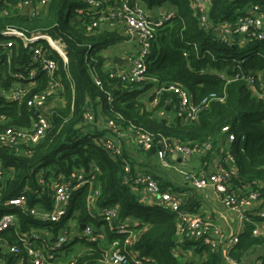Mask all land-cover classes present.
Returning <instances> with one entry per match:
<instances>
[{"label":"trees","instance_id":"16d2710c","mask_svg":"<svg viewBox=\"0 0 264 264\" xmlns=\"http://www.w3.org/2000/svg\"><path fill=\"white\" fill-rule=\"evenodd\" d=\"M23 1L0 0V9L8 11L6 17H0V29L11 27L28 35L40 32L60 39L65 44L67 63L64 65L57 54L48 52L57 64L55 75L60 90L52 101L54 106L41 111L50 122V130L41 142L29 149L31 153L25 156L15 155L9 147L0 148V158L5 166L14 168L12 179L6 182L4 196L14 197L26 189L29 205L46 203L49 206V199L41 196L45 187L36 184L34 173L43 172L42 176L49 182L50 179H66L73 171H79L93 182L100 195L95 210H88V185L83 186L69 204V218L75 221L77 230L81 231L82 225H90L93 233L106 242L82 241L81 245L86 250L75 256L74 264H100L102 252L113 240L102 216L103 212L113 207L117 208L120 220L136 221L134 229L139 235L133 250L141 257H150L153 264H223L219 251L197 241L186 240L182 243L176 239L178 213L168 212L157 205H147L141 200L131 186L137 165L129 158V152L125 149L127 144L122 142L121 157L110 156L97 144L108 132L101 127L93 128L85 124L84 113L91 110L95 126L99 116L102 121L114 120L124 130L133 125L190 148L209 145V150L192 156L200 159V166L206 174L211 171L209 167L216 155L222 161L224 153L229 152L237 175V179H232V184L242 195L258 193L264 208V101L247 87L244 80H234L236 75L255 74L264 83V53H260L258 48L261 43L249 41L246 46L255 44L253 53L239 56L237 45H221L213 40L210 32L200 29L195 10L188 0H142L150 14L165 8L173 11L174 16L157 32L147 60V80L128 85L109 79L103 72L107 60L101 52L126 40L121 31L102 25L92 29L93 15L82 0H49L46 9L33 18L25 11H19L17 6ZM118 2L106 1L111 5ZM249 4L263 7L264 0H211L208 18L212 25L232 23L237 16L244 14ZM79 10H83V13H78ZM28 55L29 51L20 44L2 55V86L7 87L12 82L10 73L19 71L18 66ZM219 74H224V78L220 79ZM93 75L100 79L102 89L95 86ZM227 78L232 80L227 81ZM47 82L48 78L41 74L38 85L31 88L30 95L44 91ZM173 84L181 86L194 104L211 94L224 97V101H210L205 109L198 112L196 121L185 123L173 109L178 103L174 94L162 92L158 103H151V91ZM256 88L259 86L256 85ZM161 110L165 112L163 117L159 116ZM0 115L7 118L0 128H29L36 118V113L29 109L26 101L20 104L1 103ZM118 116L122 119H118ZM224 127H228L236 138L228 148L226 135L222 133ZM241 138L244 140L241 141ZM133 148L135 152H131L143 158L156 156L155 148L148 151ZM124 161L130 167L127 174L124 172ZM169 161L175 163L173 159ZM152 175L162 189H168L160 169ZM124 177L130 178H127L129 181L126 182ZM188 204L185 202L182 210L195 213ZM90 213L94 214L96 220ZM246 219L238 242L229 253L238 261H244L247 254L257 247H264V236L253 235L255 223L264 221V218L246 216ZM179 248L184 252L191 251L196 260L182 259Z\"/></svg>","mask_w":264,"mask_h":264},{"label":"built area","instance_id":"2783aa9c","mask_svg":"<svg viewBox=\"0 0 264 264\" xmlns=\"http://www.w3.org/2000/svg\"><path fill=\"white\" fill-rule=\"evenodd\" d=\"M82 1L93 15L92 29L95 30L100 25L104 27L110 25L113 29L121 31L129 41L135 42L136 56L131 54L127 58V68L103 71L106 77L128 85L144 83L147 80V60L157 32L174 16V12L162 8L157 13L150 14L144 8L142 0H119L115 5L106 3L107 0ZM188 1L195 10V17L200 29L210 32L213 40L217 43L227 46L237 45L239 48L245 47L249 41L264 44V6L249 4L244 14L237 16L234 22L212 25L208 18L211 0ZM48 2L49 0H24L17 7L20 8L19 11H25L30 18H33L46 9ZM78 13H83V10H79ZM7 15L6 9H0V17ZM52 43L58 48H55ZM18 44L27 49L29 55L18 66L19 71L10 73L12 82L7 87L0 84V104H20L26 101L29 109L36 113V118L29 128L14 126L0 128V148L9 147L14 150L15 155L25 156L31 153L29 149L38 145L50 130V122L41 111L49 108V103H53L52 101L60 90L55 75L57 64L48 52L57 54L64 65L67 63V59L65 44L60 39H53L48 34L40 32L28 35L21 30L6 27L0 29V66H3L2 55L8 53L10 48ZM45 52H47V56ZM7 62L9 63V58ZM205 73L201 72V74ZM41 74L48 78L46 89L30 95L31 88H36L38 85ZM218 77L223 79L224 74H219ZM237 79L244 80L247 87L264 101V83L260 76L255 74L236 75L234 80ZM226 80L232 79L227 78ZM93 81L96 87L102 89V83L98 76L93 75ZM256 85L259 86L258 89ZM162 92H170L176 96L178 103L173 106V109L176 111L177 117L185 123L196 121L198 112L205 109L210 101H224V97H216L211 94L200 103L194 104L181 86L173 84L150 92L153 97L151 101L153 105L158 103ZM108 102H111L109 97ZM164 114L163 110L159 112L160 117H163ZM117 118L122 119L119 116ZM6 120L4 115H0V124ZM84 123L95 124L91 110H86L84 113ZM101 128L106 130L108 135L97 144L110 156L121 157L122 142L128 143L127 137L130 138L133 147L143 150L155 148L156 159L163 164L164 168L172 169L193 189L212 190L220 205L232 212L240 225L247 220L246 209L261 203L258 193L251 192L242 195L230 188L232 179H237V175L233 157L229 152L224 153L222 161L219 160L215 169L206 176L196 175L178 168L169 160H175L177 156H180L182 160H187L195 154H200L202 150H209V145L204 148L198 146L190 148L178 144L176 141H168L160 135L155 136L133 125L124 130L111 119L103 121ZM222 133L226 135V147L228 148L236 141V138L230 133L228 127H224ZM240 140L243 141L244 138ZM221 152L224 151L221 150ZM123 167L124 172L129 173L128 162L124 161ZM13 172L14 168L5 166L0 158V264H74L75 256L82 252L65 259L67 256L65 253L71 251L70 244H73L74 241L80 244L82 241L87 243L100 241L90 225H84L81 231L77 230L75 221L69 218L68 214L73 195L85 185H88L89 191L86 197V207L88 210L95 208L100 190L93 187L94 184L89 178L79 171H73L66 179L61 178L57 181L50 179L48 182L42 176L43 172L34 173L36 184L45 187L41 196L44 195L49 199V206L46 203L29 205L26 189L14 197L4 196L6 182L12 179ZM127 178L124 177L126 182L130 179ZM131 186L136 193L140 190L151 195L154 198L153 205L171 213H178L176 239L179 242L197 241L219 251L223 264H246L248 257H245L244 261H238L229 255L232 247L238 242V232L235 235L227 236L220 227L204 221L199 214L182 210V199L170 190L162 189L150 173H136L131 181ZM35 199L37 200L38 197L36 196ZM90 215L95 219L94 214L90 213ZM258 216L264 218V208L258 213ZM102 221L107 224L113 235V240L109 247L102 252L100 264H153L150 257H141L134 252L133 246L138 236L135 235L133 227L119 219L116 207L103 212ZM253 235L261 236L263 232L254 230ZM174 255L178 254L174 253ZM252 262L251 264L264 263L263 259H256ZM196 264H200V262Z\"/></svg>","mask_w":264,"mask_h":264},{"label":"crops","instance_id":"0c3cea01","mask_svg":"<svg viewBox=\"0 0 264 264\" xmlns=\"http://www.w3.org/2000/svg\"><path fill=\"white\" fill-rule=\"evenodd\" d=\"M157 13V12H156ZM105 28H112L110 25H106ZM126 38V37H125ZM136 52L135 42L129 41L127 38L126 40H123L122 42L111 46L101 52V54L106 58V62L103 68V71L109 70V69H125L128 66L127 58ZM117 58L119 60V64H113V59ZM54 106V103H49L48 107L51 108ZM127 144L126 150L129 152V158L131 161L137 165L136 170L138 172H147L151 175L160 169L161 176L163 178V182H166L168 184V190H170L174 195L179 196L182 199V207L184 206L185 202L189 203L188 207L189 209L194 208V212L199 214L200 217L207 222L213 223L214 225L220 227L225 235H235L237 232L240 233L242 231L243 224H239V222L236 220L235 216L232 214V212L226 210L223 206L220 205V203L216 199V195L214 192L210 189L206 190H196L190 187V185L184 181V179L177 175L172 169H167L163 167V164L156 159V156L153 158H143L139 156L135 152L134 148L131 146V140L128 137L126 138ZM133 151V152H131ZM148 151V150H144ZM220 157L218 155L215 156L214 162L209 167L210 170L215 169L217 162L219 161ZM175 161V165L178 166V168L185 169L187 171H190L196 175H204L206 176V171L202 169L200 166V159L197 157H191L187 160H182L180 156H177ZM142 166V167H139ZM153 176V175H152ZM230 188L233 189L235 192L240 193V190L234 185H230ZM137 195L143 200V202L147 205L152 204V201H154V198L149 195L148 193H143L140 190L137 191ZM192 211V210H190ZM263 211V208L261 204H255L251 208L246 209L245 213L246 216H258V213ZM259 217V216H258ZM126 222L129 226L135 227L137 225L136 221L131 219L123 220ZM254 230L262 231L264 236V221L257 222L254 225ZM135 235L138 236L139 233L137 230L134 229ZM101 241V242H100ZM99 242L102 244H105L106 240L102 238ZM109 245L105 247L107 249ZM179 251L181 252V258L182 255L192 257L193 255L191 251H183L181 248H179ZM248 259L246 260V264L253 263V260L256 259H264V247H257L252 252H249L247 254ZM264 264V263H263Z\"/></svg>","mask_w":264,"mask_h":264},{"label":"rangeland","instance_id":"374dc122","mask_svg":"<svg viewBox=\"0 0 264 264\" xmlns=\"http://www.w3.org/2000/svg\"><path fill=\"white\" fill-rule=\"evenodd\" d=\"M254 48H255V44H251V45L246 46L244 48H239V50L237 51V54L239 56H241V55H250L251 53H253ZM258 48H259L260 53H264V44H260V46ZM132 55L136 56V53H134ZM97 123H98L97 124L98 126L97 125L96 126L95 125H91V126H93V128L101 127L102 124H103L102 117L98 116ZM70 245H71L70 247H72L71 251H67V256L65 257V259H69V257H71L72 255H75L78 252H82V251L86 250V247L82 246L80 243L75 242V241L73 242V244H70ZM67 250H69V249H67ZM182 259H184V260H192V261L196 260V259H192V257H188V256H185V255H182Z\"/></svg>","mask_w":264,"mask_h":264},{"label":"water","instance_id":"95a60500","mask_svg":"<svg viewBox=\"0 0 264 264\" xmlns=\"http://www.w3.org/2000/svg\"><path fill=\"white\" fill-rule=\"evenodd\" d=\"M112 62H113V64H119V60L117 58H114ZM82 226H84V225H82Z\"/></svg>","mask_w":264,"mask_h":264},{"label":"bare ground","instance_id":"6f19581e","mask_svg":"<svg viewBox=\"0 0 264 264\" xmlns=\"http://www.w3.org/2000/svg\"><path fill=\"white\" fill-rule=\"evenodd\" d=\"M164 9H165V8H164ZM168 9H169V8H168ZM52 44H53V43H52ZM53 46H54L55 48H58L57 45H54V44H53ZM101 212H102V211H101ZM106 225H107V224H106ZM86 243H87V242H86Z\"/></svg>","mask_w":264,"mask_h":264}]
</instances>
